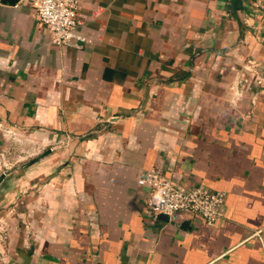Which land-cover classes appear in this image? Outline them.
Masks as SVG:
<instances>
[{"label":"crops","instance_id":"1","mask_svg":"<svg viewBox=\"0 0 264 264\" xmlns=\"http://www.w3.org/2000/svg\"><path fill=\"white\" fill-rule=\"evenodd\" d=\"M78 1L63 49L0 0V264H264V13ZM152 168L224 191L217 223L155 220Z\"/></svg>","mask_w":264,"mask_h":264},{"label":"built area","instance_id":"2","mask_svg":"<svg viewBox=\"0 0 264 264\" xmlns=\"http://www.w3.org/2000/svg\"><path fill=\"white\" fill-rule=\"evenodd\" d=\"M253 7L264 13V0H251ZM37 23L45 27L55 46L82 49L84 39L77 33L78 0H31ZM138 184L148 189L147 208L156 220L165 216L169 221L182 224L195 215L208 225H215L222 216L226 201L224 191L194 187H178L158 168L147 171Z\"/></svg>","mask_w":264,"mask_h":264},{"label":"water","instance_id":"3","mask_svg":"<svg viewBox=\"0 0 264 264\" xmlns=\"http://www.w3.org/2000/svg\"><path fill=\"white\" fill-rule=\"evenodd\" d=\"M6 1H8L9 3H11V4H16L19 0H6ZM162 219H165V220H168V218L167 217H165V216H162L161 217ZM188 226V222H185V223H183V227L184 228H186Z\"/></svg>","mask_w":264,"mask_h":264},{"label":"rangeland","instance_id":"4","mask_svg":"<svg viewBox=\"0 0 264 264\" xmlns=\"http://www.w3.org/2000/svg\"><path fill=\"white\" fill-rule=\"evenodd\" d=\"M23 163H25V162H19L18 164H16V165H22ZM1 210V209H0ZM2 210H4V209H2ZM2 214H5L4 212H2Z\"/></svg>","mask_w":264,"mask_h":264}]
</instances>
